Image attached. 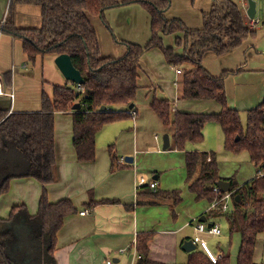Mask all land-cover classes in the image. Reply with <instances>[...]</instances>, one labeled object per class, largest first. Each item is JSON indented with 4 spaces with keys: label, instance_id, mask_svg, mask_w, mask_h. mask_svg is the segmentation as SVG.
I'll return each instance as SVG.
<instances>
[{
    "label": "crops",
    "instance_id": "obj_1",
    "mask_svg": "<svg viewBox=\"0 0 264 264\" xmlns=\"http://www.w3.org/2000/svg\"><path fill=\"white\" fill-rule=\"evenodd\" d=\"M254 1V18L258 20L254 37L223 55L209 52L202 60V66L212 76H219L224 71L231 73L224 80L227 104L244 115L264 102V0ZM236 2L241 5L239 0ZM213 3L214 0H170L164 16L167 20L178 19L187 29L197 30L202 28L203 14L210 11ZM9 4L10 0H0V26L4 23ZM241 7L249 27L247 0L246 9ZM12 11L16 28L41 26L39 6L16 4ZM102 20L111 31L113 40L105 39V51L97 36L101 57L110 58L112 55L118 59L125 54L126 43L143 46L149 41L150 17L138 4L108 9ZM182 37V32L164 35L163 45L173 47L177 54H182L183 48L175 45V40ZM55 58V54L37 55L34 63L28 65L22 42L0 30V81L3 89L14 95L13 98L0 96V111L8 115L41 112L42 94L51 98L55 86L69 85L56 67ZM139 66V93L146 91L148 106L154 96L171 101L173 111L220 112L221 106L214 100L181 98L182 73L177 74L176 69L182 70V66L168 64L159 49L151 48L144 52ZM7 72L11 74L9 86L5 85L3 77ZM146 87L153 88V92L149 93ZM135 101L133 109L136 111ZM144 114L148 115L149 125L143 123V115L136 122L137 111L134 119L128 116L106 123L95 135L94 161L79 162L72 142V114L55 112L54 180L49 184L42 185L25 174L28 162L16 150L0 153V185L6 183V189L0 191L1 219H7L11 209L18 206L25 207L26 214H23L26 217L34 216L43 192L49 203L68 199L76 209L64 217L48 264H100L107 260L113 264H144L136 249L139 234L150 235L146 252L148 261L154 264H187L192 252H202L198 244L191 251L182 248L184 242H192L197 223L207 226L211 223L221 229L220 235L202 237L215 254L226 256L229 264H237L240 234L230 236L224 218L210 215L212 202L195 199L186 183L185 151L176 150L173 129L164 127L152 110ZM154 132H162V137L163 134L168 135L167 149H162V137ZM151 133H154L152 138ZM203 141L188 144L186 151L214 154L221 178H231L242 185L257 176L259 169L250 162L248 154L249 163L238 164L239 168L235 171L226 170L221 167L220 154L207 151L201 145ZM109 145L115 149L116 161L113 164ZM126 157H131L132 162H126ZM151 181L156 183L155 190L148 186ZM171 191H179L180 200L175 205L172 198L153 196ZM202 218L206 221L201 222ZM14 228L19 230L22 238L28 239L27 243H31L28 231ZM253 261L264 264V233L256 237ZM41 262L45 264L43 256Z\"/></svg>",
    "mask_w": 264,
    "mask_h": 264
},
{
    "label": "trees",
    "instance_id": "obj_2",
    "mask_svg": "<svg viewBox=\"0 0 264 264\" xmlns=\"http://www.w3.org/2000/svg\"><path fill=\"white\" fill-rule=\"evenodd\" d=\"M237 0H214L208 13L203 14L202 28L187 29L178 19L167 20L164 12L170 0H10L8 12L0 30L22 42L27 64L32 65L37 55H69L71 62L82 78L80 89L74 83L55 86L51 98L42 94L41 112L12 113L0 111V153L16 150L28 162L27 176H32L42 185L53 182L54 165L53 116L55 112H69L73 117V147L79 162H92L95 158V135L109 122L128 117V105L138 95L139 62L144 52L159 49L166 62L182 66L180 91L182 99L214 100L221 106L219 113H187L173 111V103L167 99L152 97L149 106L164 127L173 129L176 150L185 151L186 183L196 200L209 202L220 199L225 192L215 193L213 187L220 180L230 181L232 195L230 207L223 211L218 204L210 211L212 217H223L229 235L240 234L237 264H256L253 261L256 237L264 233V102L246 111L245 125L238 110L227 104L224 80L231 74L222 72L212 76L203 66L204 56L213 52L223 55L252 38L255 30L244 20L241 5ZM16 4L36 5L41 9L42 23L39 28H16L12 8ZM138 4L150 17V38L145 45L126 43L125 54L118 58L100 56L96 32L88 14L103 19L106 10ZM182 32L175 40L183 48L177 54L173 47L163 45L162 36ZM11 74L3 75L9 86ZM149 93L153 88L146 87ZM152 90V92H151ZM78 104L79 109L73 110ZM104 105L106 109L100 111ZM116 108H119L117 110ZM124 108V109H123ZM207 122L220 126L224 135V149L234 153L245 151L259 170L252 180L238 185L233 179H223L218 174V162L214 154L186 151L188 144H198L204 139L203 128ZM113 164L116 158L113 145L108 146ZM209 158V160H208ZM113 169V168H112ZM6 183L0 185V191ZM153 196L172 198L175 205L179 191L157 193ZM238 196V200L236 199ZM23 206L13 207L7 219L0 218V264H26L20 261L22 248H15L9 240L18 238L25 242L21 233L14 231V218ZM76 211L68 199L49 203L43 192L38 212L28 216V221L37 225L33 238L40 243L45 264L54 250L56 233L64 217ZM18 234V235H17ZM149 234H139L136 249L144 264H154L146 259ZM31 243L33 242L30 235ZM202 250V249H201ZM41 264V263H39ZM187 264H229L226 256L212 263L206 253L192 252Z\"/></svg>",
    "mask_w": 264,
    "mask_h": 264
},
{
    "label": "rangeland",
    "instance_id": "obj_3",
    "mask_svg": "<svg viewBox=\"0 0 264 264\" xmlns=\"http://www.w3.org/2000/svg\"><path fill=\"white\" fill-rule=\"evenodd\" d=\"M87 16L97 36L99 37L102 49L106 51L107 43L105 42V39L108 38L109 41L113 40L111 31L107 29V24L102 20V18L99 15L88 14ZM22 29H30V28H22ZM113 54H115V52ZM109 57L115 59V57H112V55H110ZM136 99L137 100L135 101L136 102L135 109L138 112L136 122L137 120L140 121V117L141 115H143L144 116L142 118L143 123L149 125L150 122L147 121L148 115L146 116V114H144L145 112L151 111L149 106L146 104V100H148L146 91L140 93L138 92ZM240 115H241L242 123L243 125H245V120H246L245 115L244 113H240ZM219 127L220 126H218L216 123L207 122L204 126V141L201 145L205 146L207 151H214L217 154H220L219 160L221 161V167L223 169L235 171L237 168H239L238 164L246 165L247 163H249L247 153L245 151L234 153L224 149V135ZM154 133H158V136L160 135V138L162 137V132L160 133L154 132ZM153 134L151 133V138L153 137ZM15 218L13 224L14 227L23 228L24 230L28 231V233L32 235L33 242L27 243L23 240L15 238L18 237L15 235V237L12 240L11 239L9 240V245L14 243V246L17 249L22 248L23 246L25 247L22 253L24 256L20 258L21 262L27 261L26 264L42 263L41 262L42 251H41L40 243L39 241H37V239L33 238L38 228L37 225L31 223V221H28L27 217L21 211L18 212ZM14 231L18 232L17 229H14Z\"/></svg>",
    "mask_w": 264,
    "mask_h": 264
},
{
    "label": "built area",
    "instance_id": "obj_4",
    "mask_svg": "<svg viewBox=\"0 0 264 264\" xmlns=\"http://www.w3.org/2000/svg\"><path fill=\"white\" fill-rule=\"evenodd\" d=\"M241 2V6H243V9L245 10L246 7V0H239ZM249 28L250 29H255L258 25V20L255 19L254 17L252 19H249ZM176 73L177 74H180L181 71L179 69H176ZM78 86V89H80V85H77ZM2 95H9V97L13 98L14 95L12 92H6L4 89H3V85L0 81V96ZM127 114L132 118L134 119L135 116H136V112L135 110L132 108V109H129L127 111ZM209 160V158H208ZM149 188L151 190H155L156 188V183L151 181L149 184H148ZM213 191L215 193H219L220 190L217 186L213 187ZM231 198H232V195H231V192L228 191V192H225L224 193V196L221 197L220 199H217V200H214L211 204V207L214 208L216 207L218 204H221V207H222V210L223 211H226L228 210L229 208V203L231 201ZM86 212H81V214H84ZM195 229V236L193 237L192 239V242L194 244H198L200 246V248L206 253V255L208 256V258L210 259V261L212 263H215L219 258L222 257L221 256H218L217 254H215L209 247L207 241H205V239L202 237L203 235H220L221 234V229L217 226V225H211L210 227H208L206 224L204 223H197L194 227ZM100 264H113L112 261L110 260H107V261H104Z\"/></svg>",
    "mask_w": 264,
    "mask_h": 264
},
{
    "label": "water",
    "instance_id": "obj_5",
    "mask_svg": "<svg viewBox=\"0 0 264 264\" xmlns=\"http://www.w3.org/2000/svg\"><path fill=\"white\" fill-rule=\"evenodd\" d=\"M255 13H256V2L254 0H247L246 14H247L248 18L252 19L254 17ZM54 62H55L56 67L60 71V73L63 75V77L67 81L74 83L76 85H81L83 83V78H82L80 72L76 68H74L69 55L60 54V55L56 56ZM133 107H134L133 103L128 105V109H132ZM72 109L73 110L79 109V105L78 104L73 105ZM105 109H106V107L104 105H102L100 107V111H104ZM162 141H163L162 149L165 150L169 147V137L167 134H163ZM124 160L126 162H132L131 157H126ZM216 186L219 188V190L221 192H228V191H230V188H231V182L225 181V180H220L217 182ZM236 199L238 200V196H236ZM200 221L205 222L206 219L202 218V219H200ZM210 226H211V223L208 224V227H210ZM182 248L186 251H191V250H194L196 248V245L194 243H192L191 241H186L182 245Z\"/></svg>",
    "mask_w": 264,
    "mask_h": 264
}]
</instances>
